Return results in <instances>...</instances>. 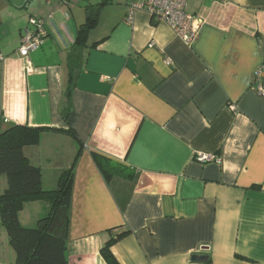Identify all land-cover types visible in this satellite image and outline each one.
<instances>
[{"label":"crops","instance_id":"0c3cea01","mask_svg":"<svg viewBox=\"0 0 264 264\" xmlns=\"http://www.w3.org/2000/svg\"><path fill=\"white\" fill-rule=\"evenodd\" d=\"M187 10L203 19L192 45L146 10L130 21L128 0H0V123L47 128L24 147L44 190L73 166L68 264H108L101 249L125 231L112 246L120 264H264V0ZM31 17L49 35L25 58ZM94 153L135 177L107 181ZM24 205L27 227L48 209L42 198ZM15 260L0 220V264Z\"/></svg>","mask_w":264,"mask_h":264},{"label":"trees","instance_id":"16d2710c","mask_svg":"<svg viewBox=\"0 0 264 264\" xmlns=\"http://www.w3.org/2000/svg\"><path fill=\"white\" fill-rule=\"evenodd\" d=\"M91 11L86 23L78 28L75 46L87 43L91 28L96 23ZM78 60L74 54L69 59V87L72 89ZM44 127L14 124L6 129L0 123V176L7 177V188L0 194V220L10 244L16 253L14 264H68L66 251L70 223V204L73 187V166L64 171L54 190L42 187L41 169L32 164L24 152L27 145L37 144ZM74 135V134H73ZM94 159L107 181L115 176L133 179L135 170L118 160L94 153ZM44 199L48 209L35 226H24L19 212L24 203ZM125 231L112 237L101 249L108 264H120L112 246L125 237Z\"/></svg>","mask_w":264,"mask_h":264},{"label":"built area","instance_id":"2783aa9c","mask_svg":"<svg viewBox=\"0 0 264 264\" xmlns=\"http://www.w3.org/2000/svg\"><path fill=\"white\" fill-rule=\"evenodd\" d=\"M189 0H128L129 20L133 18L136 10L148 11L154 21L166 22L175 31L176 35L187 45H192L196 40L203 25V19L187 10ZM46 20L37 17L29 19V26L23 31L22 41L19 48L20 54L27 58L30 53L39 49L42 42L48 36ZM264 70L259 68L256 72V78L262 76ZM258 93L264 97V88L256 85ZM200 162L219 161L215 155L199 154L197 156Z\"/></svg>","mask_w":264,"mask_h":264},{"label":"rangeland","instance_id":"374dc122","mask_svg":"<svg viewBox=\"0 0 264 264\" xmlns=\"http://www.w3.org/2000/svg\"><path fill=\"white\" fill-rule=\"evenodd\" d=\"M5 177V176H4ZM2 179V178H1ZM3 179H5V178H3ZM7 188V185H6V187H5V185H4V182H2V180H0V190H3V192H4V190ZM25 207V205H23L22 206V209L20 210V212L23 210V208ZM27 210L29 211V208H27ZM19 212V213H20ZM29 213L30 214H32L33 213V208L29 211Z\"/></svg>","mask_w":264,"mask_h":264},{"label":"water","instance_id":"95a60500","mask_svg":"<svg viewBox=\"0 0 264 264\" xmlns=\"http://www.w3.org/2000/svg\"><path fill=\"white\" fill-rule=\"evenodd\" d=\"M207 256L205 255H193L192 260H198V261H205L207 260Z\"/></svg>","mask_w":264,"mask_h":264}]
</instances>
